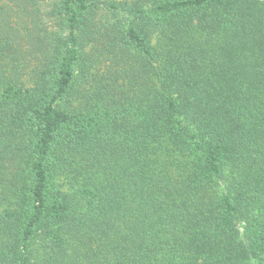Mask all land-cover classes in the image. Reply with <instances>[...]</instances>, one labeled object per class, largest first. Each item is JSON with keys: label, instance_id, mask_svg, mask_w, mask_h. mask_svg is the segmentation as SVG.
<instances>
[{"label": "trees", "instance_id": "1", "mask_svg": "<svg viewBox=\"0 0 264 264\" xmlns=\"http://www.w3.org/2000/svg\"><path fill=\"white\" fill-rule=\"evenodd\" d=\"M251 260L264 0H0V264Z\"/></svg>", "mask_w": 264, "mask_h": 264}, {"label": "rangeland", "instance_id": "2", "mask_svg": "<svg viewBox=\"0 0 264 264\" xmlns=\"http://www.w3.org/2000/svg\"><path fill=\"white\" fill-rule=\"evenodd\" d=\"M54 1H58V0H45V3L46 4H50V3L54 2ZM108 16L111 17L110 15H108ZM109 17L100 16V17H98V20L103 22L104 20H106ZM226 177H228V172L227 171L224 172V177H222L220 179V181H219V183H220L219 184V190H220V192H223V193H227L228 192L227 184H226V182H227L226 181ZM244 220L247 222L246 218H244L243 220L240 219L239 222H238V228H239V231H240V234H241L242 237L244 236V233H245V230H246L245 226H247V223ZM251 262L253 264H255V262L253 260H251Z\"/></svg>", "mask_w": 264, "mask_h": 264}]
</instances>
